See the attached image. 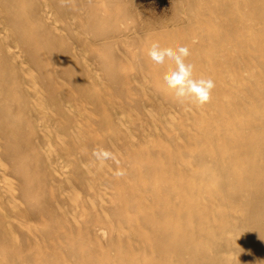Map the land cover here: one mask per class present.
Masks as SVG:
<instances>
[{"label":"bare ground","instance_id":"1","mask_svg":"<svg viewBox=\"0 0 264 264\" xmlns=\"http://www.w3.org/2000/svg\"><path fill=\"white\" fill-rule=\"evenodd\" d=\"M143 1L0 0V264H264V0Z\"/></svg>","mask_w":264,"mask_h":264},{"label":"clouds","instance_id":"2","mask_svg":"<svg viewBox=\"0 0 264 264\" xmlns=\"http://www.w3.org/2000/svg\"><path fill=\"white\" fill-rule=\"evenodd\" d=\"M146 55L156 65L170 62L162 74L164 85L171 90L173 99L181 106L201 107L209 103L215 89V81L210 77L196 76L195 65L189 61L191 56L187 46H164L160 41H152L146 49ZM112 154L106 150H94L97 160L108 158Z\"/></svg>","mask_w":264,"mask_h":264},{"label":"rangeland","instance_id":"3","mask_svg":"<svg viewBox=\"0 0 264 264\" xmlns=\"http://www.w3.org/2000/svg\"><path fill=\"white\" fill-rule=\"evenodd\" d=\"M141 1H143V0H141ZM145 2H146V1H145ZM145 2L143 1V4L146 5ZM153 8H154V11H155L156 13H157V12H158V13L161 12V11H159L160 8H157V7H155V6H154Z\"/></svg>","mask_w":264,"mask_h":264}]
</instances>
